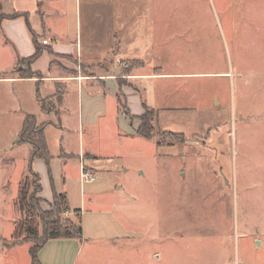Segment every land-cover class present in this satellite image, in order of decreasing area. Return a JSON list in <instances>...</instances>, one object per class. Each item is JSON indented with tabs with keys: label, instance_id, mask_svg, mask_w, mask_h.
<instances>
[{
	"label": "rangeland",
	"instance_id": "374dc122",
	"mask_svg": "<svg viewBox=\"0 0 264 264\" xmlns=\"http://www.w3.org/2000/svg\"><path fill=\"white\" fill-rule=\"evenodd\" d=\"M80 1L85 36L132 39L160 60L145 71L181 74L156 85L153 137L109 131L100 143L114 171L99 177L121 186L109 207L136 237L83 242L76 264H264V0ZM28 85L0 79V264H31L30 243L11 236L18 182L33 180L16 143Z\"/></svg>",
	"mask_w": 264,
	"mask_h": 264
},
{
	"label": "crops",
	"instance_id": "0c3cea01",
	"mask_svg": "<svg viewBox=\"0 0 264 264\" xmlns=\"http://www.w3.org/2000/svg\"><path fill=\"white\" fill-rule=\"evenodd\" d=\"M0 7L6 16L0 20V53L6 60L0 65V79L10 89L13 85L29 84L31 106L19 109L20 127L25 114L46 124L44 136L51 157L47 162L37 158L31 163L40 178L41 204L51 203L54 192H64L69 208L81 210L82 239L47 240L38 251L40 264H76L77 251L87 241L132 242L136 233L109 207L110 203L115 204L114 195L121 186L112 185L106 176L99 177L114 171L103 167L107 156L102 154L100 143L109 131L123 140L130 137L124 135L138 136L140 121L136 118L144 113L141 97L147 107L158 109L154 99L156 85L181 73L161 65L162 70L158 66V71H145V65L160 60L145 59L135 48L127 47H134L132 39L123 47L122 39L112 35L85 36L80 0H0ZM16 13L18 16L9 17ZM34 39L42 51L28 66L40 77H21L20 71L27 64L22 66L18 62L34 53ZM124 58L141 62L124 71L127 67H121L119 62ZM132 95L138 99L136 109L129 102ZM51 96H58L59 100L53 101V112L45 113L39 98ZM119 104L125 105L136 118L129 121L119 110ZM119 118L125 124L122 131L117 129ZM27 151L28 159L29 145ZM83 167L94 173L93 180L80 179Z\"/></svg>",
	"mask_w": 264,
	"mask_h": 264
},
{
	"label": "trees",
	"instance_id": "16d2710c",
	"mask_svg": "<svg viewBox=\"0 0 264 264\" xmlns=\"http://www.w3.org/2000/svg\"><path fill=\"white\" fill-rule=\"evenodd\" d=\"M26 16L25 14H22ZM18 14H13L9 17H15ZM6 16L1 12L0 20ZM34 41L35 51L26 59L20 60L25 62L27 66L20 71L21 77H40L39 73L32 72L29 69V64L34 61L41 53L42 48L37 45L36 39ZM132 64H140L139 61H133ZM23 66V65H22ZM121 83L119 84V86ZM59 100L57 96L55 101ZM40 108L45 113H50L55 110V104L48 98H39ZM141 104L144 113L137 117L140 121L136 133L144 138L153 137L151 121L156 116V111L147 107L144 99L141 97ZM119 110L125 117L131 121L134 117L126 109L125 105L119 104ZM45 123L38 124L35 117L31 114H25L23 117L16 143H26L30 146V152L27 159V172L32 177V182L27 184L24 180H20L17 185V194L15 199L16 210L19 213V219L15 224L11 236L16 239H24L30 243L28 254L31 264H40L38 260V251L49 239H82L81 227V210H71L68 205L66 193H53L52 202L49 203L50 209L43 210L41 207L42 198L39 197L41 191V183L39 175L31 168L33 160L40 158L44 161L50 159V154L47 148V143L44 136ZM171 133V132H170ZM172 135H179L181 139L183 136L179 133H171ZM72 212L75 220L67 217H62L64 213ZM38 226L41 230L39 232Z\"/></svg>",
	"mask_w": 264,
	"mask_h": 264
},
{
	"label": "built area",
	"instance_id": "2783aa9c",
	"mask_svg": "<svg viewBox=\"0 0 264 264\" xmlns=\"http://www.w3.org/2000/svg\"><path fill=\"white\" fill-rule=\"evenodd\" d=\"M43 43H46V40H43ZM95 178V175L93 172L85 169L84 167L81 170L80 179L82 181H91Z\"/></svg>",
	"mask_w": 264,
	"mask_h": 264
}]
</instances>
